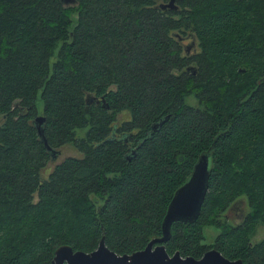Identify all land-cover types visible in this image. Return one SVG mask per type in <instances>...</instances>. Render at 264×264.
<instances>
[{"label":"trees","instance_id":"16d2710c","mask_svg":"<svg viewBox=\"0 0 264 264\" xmlns=\"http://www.w3.org/2000/svg\"><path fill=\"white\" fill-rule=\"evenodd\" d=\"M166 1L0 0V264H50L57 246L89 251L101 235L141 249L205 150L198 216L170 224L165 251L264 264V236L250 240L264 224V0ZM38 104L50 147L80 152L45 177Z\"/></svg>","mask_w":264,"mask_h":264},{"label":"water","instance_id":"95a60500","mask_svg":"<svg viewBox=\"0 0 264 264\" xmlns=\"http://www.w3.org/2000/svg\"><path fill=\"white\" fill-rule=\"evenodd\" d=\"M64 3L72 0H62ZM174 0H167L158 4L161 8H175ZM187 66L186 68H190ZM43 115L36 114L33 125L39 139L42 141L50 160L59 153V149L50 147L42 129ZM159 123V122H158ZM152 124V129L158 124ZM209 152L198 154L191 170L184 181L179 184L171 194L160 221V233L150 238L138 250L129 253H116L109 249L103 241V235L98 239L97 245L89 250L72 249L62 244L54 249L50 264H242L241 259H230L222 255L216 248L205 249L198 258L190 255L181 256L177 250L168 254L163 243L170 235V224L173 221L191 222L198 216L205 190L207 188L209 172Z\"/></svg>","mask_w":264,"mask_h":264},{"label":"rangeland","instance_id":"374dc122","mask_svg":"<svg viewBox=\"0 0 264 264\" xmlns=\"http://www.w3.org/2000/svg\"><path fill=\"white\" fill-rule=\"evenodd\" d=\"M188 39H184L183 43L186 45L188 43ZM195 47H187V52H192ZM184 101L187 104L190 105H196V100L191 94H187L184 97ZM41 111V105L38 104L37 106V113L40 114ZM0 120H1V115H0ZM83 130L77 129L76 134L81 135ZM59 153L55 156L53 160L48 161V163L45 164L43 170L41 171L42 177H45L47 172L51 169L52 165L61 160L63 157L68 156V155H73V156H79L80 152L70 143H65L61 146L58 147ZM245 200V199H244ZM243 199H239L236 202H234L229 208H227L225 211L227 220L231 222L232 224L238 222L240 220V217L244 214V212L247 210V205L244 203ZM218 232V228L215 226L207 225L203 227V241L206 243H209L212 241L213 236ZM264 236V224L258 222L255 225V229L253 230L252 234L250 235V240L251 241H256L259 238Z\"/></svg>","mask_w":264,"mask_h":264}]
</instances>
